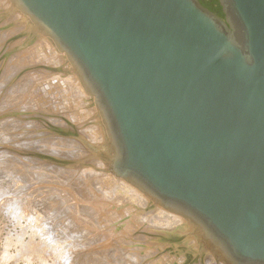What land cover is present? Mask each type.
<instances>
[{"label":"water","instance_id":"obj_1","mask_svg":"<svg viewBox=\"0 0 264 264\" xmlns=\"http://www.w3.org/2000/svg\"><path fill=\"white\" fill-rule=\"evenodd\" d=\"M94 96L114 176L264 264V0H13ZM105 156V157H104Z\"/></svg>","mask_w":264,"mask_h":264},{"label":"bare ground","instance_id":"obj_2","mask_svg":"<svg viewBox=\"0 0 264 264\" xmlns=\"http://www.w3.org/2000/svg\"><path fill=\"white\" fill-rule=\"evenodd\" d=\"M1 10L4 12L5 17L11 16L15 11H19V14L23 17L20 20L18 15L17 17L14 16L10 21L0 26V58L4 56L2 65L6 68L7 73L4 72L0 75V105L3 102V104H9L10 106V104L15 105L17 100H27L32 95L27 87V83L30 82L40 83L39 88L41 86L45 87L52 94L51 98L47 99L46 92L39 89L37 91H41V96H37L33 100L42 106V111H39L36 115L47 118L49 125H43L38 121L34 123V126L30 125L28 123L30 115L25 112L3 113L0 117V132L5 130L6 125H9L8 128L10 125L13 126V133L11 132L9 141L4 142L3 145L0 141V178L11 179L12 176V173L9 174L11 165L8 168H6L8 165L3 167L5 164L1 162H5L1 160L2 158L8 157L9 160L6 162L12 163L14 166L20 164L21 157L25 156L22 161L24 160L23 164L26 165L27 170H29V167L37 170L33 173L36 172L39 183L37 181L35 183L37 182L38 186L46 184L48 186L43 185L44 188L48 189L49 187L48 190L51 191L50 197H47V206L44 209L51 207L49 209L52 210L53 207V210H61L58 211V214L53 211L55 215L46 211L44 212L45 218L37 210L40 201H36L35 196L38 195L35 194L33 198L29 196L28 201L31 202V211L27 212L28 216L24 219L32 230V240L29 244L22 246L26 251V255L35 256V259L39 258L43 261V264L50 261L49 259L52 260L53 264H229L225 261L223 247L219 242L211 240L202 227L185 217L164 210L153 198L141 192L128 181L109 174L108 166L103 161L102 156L104 154L111 155L110 139L106 126L103 133L100 125L96 123L99 121L97 117L96 122L93 121L94 123L90 124V127L84 128V130L87 129L84 132V136L86 134L84 138L81 135L73 136L63 132L61 128L63 118L53 120L57 116L50 117L49 114L51 113L46 110L49 105L57 104L58 106L60 102L69 101L68 97L71 92L69 91L68 95L63 96L66 100L61 101L60 96H58L61 92H58V90L64 88V81L58 78L57 74L51 73L53 70H50L51 72L46 71L41 65L32 66L33 69H36V75L31 76L28 74L29 66L25 64L26 60L36 56L37 53L40 55L45 54V50L48 55H53L62 63V70L65 71L63 73L69 74L70 84L72 87L76 86L77 91L75 90V92L82 91L84 87L88 93L87 96L90 95L93 98L94 96L86 89L81 75L71 60L68 58L76 71L71 68L66 56L59 53L58 50L65 52L61 51L52 40L44 36L40 37L42 41L34 49L26 50L15 56L24 54L22 60L16 61V65H11V62L7 63L8 56L15 50L12 45H8V40L12 39L17 32L21 33L22 31L21 34L26 38L25 43H31L35 38V32H38V27L13 0H0ZM36 29L37 31H35ZM39 46L41 48L38 49ZM19 64H24L25 73L22 77L20 76L21 81L17 82L18 75L14 74L12 76V74L20 69ZM10 70H13V72H10ZM75 72L81 79L83 86L81 88H79L81 84ZM53 95H56V98H53ZM86 100H89V98ZM93 101L96 106H93L94 108L91 106L92 110L90 111H93L92 113L95 115L97 107L104 124L103 115L96 104L95 98ZM93 101L91 102L93 103ZM3 118L7 120H3ZM20 129L22 130L18 131ZM60 135L67 137L62 139L59 138ZM88 137L96 142H98L97 139L103 140V145L93 146L89 143ZM63 145L69 147V151H71V146L74 147V151L77 153L76 157L72 158L79 157L80 159L77 162L75 161V165L66 160L68 157L57 159L54 156H49L52 155L50 153L52 149L49 150V146L59 148ZM18 156L20 159L16 158ZM68 167L69 169H67ZM101 167L106 169L105 171L108 174L94 172L99 168L101 169ZM53 171H57L64 180L62 182L55 180L58 176H51ZM51 177H54L53 183L49 182ZM4 186H8V184ZM33 186L36 188V184ZM9 206H7V210L15 216L24 214L26 209L25 207L21 209L23 207L21 205L11 204ZM56 206L57 208H54ZM150 209L153 211L151 219L149 215L145 216L146 212L151 214ZM64 217H67V219L65 220ZM103 226L106 230L101 228ZM37 238L40 239V242H37ZM59 239H63L64 242H58Z\"/></svg>","mask_w":264,"mask_h":264},{"label":"rangeland","instance_id":"obj_3","mask_svg":"<svg viewBox=\"0 0 264 264\" xmlns=\"http://www.w3.org/2000/svg\"><path fill=\"white\" fill-rule=\"evenodd\" d=\"M11 1V0H10ZM17 15L19 16V19L21 20V18L23 17L21 14H19V11H15L14 14H12L11 16H6L5 17V14L4 12L1 10L0 11V26L5 23V22H8L11 20V18H13L14 16L17 17ZM8 19V20H7ZM16 28V27H15ZM19 28V27H18ZM37 31V29L35 30ZM22 33V31H21ZM20 32H17L13 37L12 39L8 40V45H12V48H15L14 52L11 53L8 58H7V63H10L11 62V65H16V61L17 60H22V57L23 55H18L17 57H15L17 54H21L23 53L24 51L26 50H32L34 49V47L37 46V44H40V42L42 41L40 37L44 36L45 38H47L45 35H43L42 33L40 32H35L34 36L35 38H33L32 42L31 43H25V39L24 36L21 34ZM44 38V39H45ZM50 43L53 45V43L50 41ZM15 45V46H14ZM54 46V45H53ZM55 47V46H54ZM4 48V47H3ZM41 48L40 46L38 47V49ZM56 48V47H55ZM57 49V48H56ZM58 50V49H57ZM59 53L61 54H64L67 58V62L70 64L71 68L75 70V68L73 67V65L70 63L67 55L63 52H60L58 50ZM44 53L43 55H40L39 53H37V58H35L36 56H33L31 58H28L26 61L25 64H28V68H29V71H28V74H30L31 76H35L36 75V69H33L32 66H37V65H41L43 66V68L47 71V70H53L51 73H55L57 74L58 78H60L62 81L66 82L64 83L63 82V86L64 88L63 89H60L58 90V92H61L60 95V100H66L65 95H68L69 94V91L71 92L70 96L68 97L69 98V101H63V102H60L57 106V104H54V105H49L47 107V112L51 113L49 114L50 117H54V116H57L55 117L53 120L55 119H62L63 118V126L61 127L63 129V132L64 133H68L69 135H76V136H79L81 135V137H86V134L84 136V132L87 131L84 130V128H88L90 127V124H93L95 121L96 122V117L98 118L97 120H99L98 122H96L97 124L100 125L101 129H102V132L104 133V128H105V125L103 124L102 122V118H101V115L96 107V110L98 114L95 113V115H93L94 113H92L93 111H90L92 110V108H94L93 106H96L95 105V102L93 101L94 98L91 97L90 95L87 96V92L85 91L84 87L82 86V82H81V79L79 77V75L76 73V75L78 76V80L80 81L79 83L81 84L79 88L83 87L82 91L79 92L78 90V93L75 92V90L77 91L76 86H73L70 84L69 80L71 81L70 79V75L69 74H66V73H63L65 71L62 70L63 68V65L61 62H59L58 59H56L53 55H48V52L46 53V51L44 50ZM14 56V57H13ZM4 57V56H3ZM3 57L0 58V75L3 74L5 72L6 73V68L3 67L2 63L4 61ZM20 58V59H19ZM13 60V61H12ZM13 62V63H12ZM2 65V67H1ZM24 65V64H23ZM22 64H19V67L20 69L16 72H13V70H10V72H13L12 76H14V74H17L18 75V80L17 82L21 81V77L24 75V67H23ZM32 67V68H31ZM61 68V69H60ZM34 70V71H32ZM76 71V70H75ZM21 76V77H20ZM27 87H28V90L31 91L30 93L32 94L27 100H17L16 101V104H3V102L1 103L0 105V117L3 113H16V112H25L27 114L30 115L29 119H28V123L32 126H34V123H36V121L42 123L43 125H49V122H48V119L47 118H41V116H38L36 115V113H38L39 111H42V106L38 105V103L36 101H33L34 98H36L37 96H41V91H37L39 89L43 90L44 92H46V95H47V99H50L51 98V92L47 89H45V87H40L39 88V84L38 82L34 83V82H30V83H27ZM66 84V86H65ZM17 85V84H16ZM7 87V85H6ZM8 90V88H7ZM61 90H64V91H61ZM81 90V89H80ZM68 91V92H67ZM64 92V93H63ZM66 92V93H65ZM84 95V96H83ZM64 96V97H63ZM56 98V95L54 96L53 95V98ZM58 98V97H57ZM89 100H86L88 99ZM92 98V99H90ZM71 100V101H70ZM93 101V103L91 102ZM3 104V105H2ZM93 104V105H91ZM71 106V107H70ZM73 106V107H72ZM92 106V108H91ZM91 108V109H90ZM77 110V111H75ZM92 113V114H91ZM47 115V114H45ZM94 117H93V116ZM99 117H98V116ZM60 117V118H59ZM6 118H3V120H5ZM47 119V120H46ZM65 119V120H64ZM67 119V120H66ZM7 120V119H6ZM101 122V123H100ZM75 124V125H74ZM86 124V125H85ZM77 125V126H76ZM88 125V126H87ZM9 125H6L4 127V131H1L0 132V141H1V145H3L4 142L7 143V141H9L10 139V134L13 133V126L10 125V127L8 128ZM52 126H55V125H52ZM56 127V126H55ZM60 127V126H59ZM34 128V127H33ZM71 128V129H70ZM78 128V129H77ZM80 129V130H79ZM22 129L18 130V131H21ZM8 131H10L8 134L5 135V133H7ZM12 132V133H11ZM79 132V133H78ZM81 132V133H80ZM59 136V135H57ZM61 136V135H60ZM65 137L67 136H61L59 138H62V139H66ZM58 138V137H56ZM87 139H89V143H91L93 146H101L103 145V140H98V142L92 140L90 137H88ZM91 139V140H90ZM4 140V141H3ZM12 140V139H11ZM3 141V142H2ZM12 142V141H10ZM52 149V150H50ZM71 151H69V147H66L65 145L59 147V148H55V147H50L49 146V150H50V153L52 155H49V156H54L56 157L57 159L58 158H67L66 160L67 161H70V163H72L73 165L76 164V162L78 161L79 157L78 158H72V157H76V153L74 151V147L71 146ZM56 151V152H55ZM87 151V150H86ZM54 152V153H53ZM57 155V156H56ZM62 155V156H61ZM23 157L25 156H22L21 159L18 157H16L17 159H20L19 162L20 164H16L13 166L12 163H7L6 161L9 160L8 157H4L2 158L1 160L4 161L5 163L1 162L2 164H5L3 165L6 166V168L10 166V173H12V176H11V179H8V178H0V264H43V261H41L39 258H36L35 259V256H27L26 255V251L23 249V245H26V244H29L31 242V235H32V230L30 229V227H28L29 225H27V221L25 220L28 215V213L31 211V202H29V198L30 197H34L35 194H37L38 196L36 198V201H40V206H38L37 210L38 212L43 216H44V212H52L54 213L56 210H53V207H52V210L47 208L46 210L44 208H46L47 206V197H50V192L48 189L44 188L43 185L45 186H48L46 184H41L39 186L37 185V175H36V172L37 170L36 169H32L31 167H29L27 170L26 168V165L24 166V160L22 161ZM71 157V158H69ZM105 157V156H104ZM75 159V160H74ZM56 160V159H55ZM80 160V159H79ZM76 161V162H75ZM75 163V164H74ZM13 166V167H12ZM18 166V167H17ZM58 169V168H56ZM69 169V167L67 168ZM100 169V168H99ZM97 169L96 171H94L95 173H103V174H108L104 169L103 167H101V169L99 170ZM104 169V170H103ZM109 169V168H108ZM17 170V171H16ZM63 170V169H61ZM29 171H32V172H29ZM34 171H36L35 173H33ZM104 171V172H103ZM26 172V173H25ZM23 173V174H22ZM30 173V174H28ZM57 171H53L52 172V175L51 176H58L57 179L55 178V180H59L62 182V180H64L62 177H60V174L58 173L57 175ZM109 174H113L111 171H109ZM24 175V176H23ZM26 175V176H25ZM14 176V177H13ZM116 177V176H115ZM54 178V177H53ZM52 177H51V183H53L52 181L54 180ZM15 179V180H14ZM12 181V182H11ZM35 181H37L35 183ZM55 181V182H57ZM54 182V184H55ZM39 183V182H38ZM5 184H8V186H4ZM36 184V189L33 185ZM131 184V183H130ZM132 185V184H131ZM134 186V185H133ZM33 187V188H32ZM135 187V186H134ZM42 188V189H41ZM45 190H44V189ZM137 188V187H136ZM2 189V190H1ZM7 191H6V190ZM35 189V190H34ZM139 189V188H137ZM32 190H34L32 192ZM141 191V189H139ZM45 191V193H43ZM2 192V193H1ZM42 192V193H41ZM143 192V191H141ZM7 193V194H6ZM144 193V192H143ZM4 194V195H3ZM31 194V195H30ZM145 194V193H144ZM30 196V197H29ZM41 197V199H40ZM45 199H44V198ZM5 198V199H4ZM7 198V199H6ZM8 200V201H7ZM35 200V199H34ZM5 201V202H4ZM122 202L125 203L124 200H122ZM154 202V201H153ZM45 203V204H44ZM11 204H14L15 206H19L21 205V209H24V207L27 209H25V212L23 215V217H21L22 215L20 216H15L13 215L10 211L7 210V206H11ZM28 205V206H27ZM42 205V206H41ZM6 206V207H5ZM9 206V207H10ZM158 206V205H156ZM5 210H4V208ZM8 207V209H9ZM160 207V206H159ZM54 208H57L54 207ZM162 208V207H161ZM41 209V210H40ZM163 209V208H162ZM10 210V209H9ZM151 210V209H150ZM150 210H147V211H150ZM165 210V209H164ZM8 211V212H7ZM54 211V212H53ZM58 211L60 212L61 210L58 209ZM58 211H56V213L58 214ZM10 212V213H9ZM28 212V213H27ZM152 210H151V214H148L149 212H146L147 214L145 216H150V219L152 217ZM169 212V211H168ZM26 214V216H25ZM173 214V213H172ZM12 215V216H11ZM55 215V213H54ZM15 216V217H13ZM19 217V218H18ZM46 218V215L44 216ZM25 218V219H24ZM19 219V220H18ZM64 219L66 220L67 217H64ZM62 220V219H61ZM151 224V223H150ZM84 225V224H83ZM27 226V227H26ZM85 226V225H84ZM26 227V228H25ZM28 228V229H27ZM101 228H104L103 230H106L105 229V226L101 227ZM107 228V227H106ZM23 229H25L23 231ZM27 229V230H26ZM102 230V229H101ZM28 233H27V232ZM100 231V230H99ZM24 232V233H22ZM21 238V239H19ZM23 238V239H22ZM62 238V237H61ZM37 242H40V239L37 238L36 239ZM58 240V239H57ZM25 242V243H24ZM60 243L64 242L63 239H59ZM21 246V247H20ZM23 250V251H22ZM21 251V252H20ZM24 253V254H23ZM21 255V256H20ZM26 255V256H25ZM25 257V258H24ZM36 260V262H35ZM40 260V261H39ZM50 261L48 262H44V264H53L52 260L49 259ZM194 264V263H192Z\"/></svg>","mask_w":264,"mask_h":264},{"label":"trees","instance_id":"obj_4","mask_svg":"<svg viewBox=\"0 0 264 264\" xmlns=\"http://www.w3.org/2000/svg\"><path fill=\"white\" fill-rule=\"evenodd\" d=\"M201 4L223 18V13L218 0H200Z\"/></svg>","mask_w":264,"mask_h":264}]
</instances>
